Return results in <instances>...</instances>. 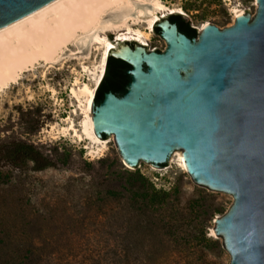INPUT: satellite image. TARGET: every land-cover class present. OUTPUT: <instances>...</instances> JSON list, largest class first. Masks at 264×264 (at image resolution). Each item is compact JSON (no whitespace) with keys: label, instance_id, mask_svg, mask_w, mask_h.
Masks as SVG:
<instances>
[{"label":"rangeland","instance_id":"1","mask_svg":"<svg viewBox=\"0 0 264 264\" xmlns=\"http://www.w3.org/2000/svg\"><path fill=\"white\" fill-rule=\"evenodd\" d=\"M160 2L182 12L176 15L195 29L196 43L203 24L221 31L232 27L234 8L242 10L249 23L258 13L257 0ZM111 12L102 18L100 26L101 34L115 44L114 54L120 55L124 49H139L142 55L167 52L168 43L158 27L159 34L152 30L146 46L134 41L117 42L116 33L108 29L111 18L117 17ZM167 17L166 13L159 24L168 21ZM133 28L146 30L143 24ZM90 36L78 32L53 51L48 62L39 60L0 91V139L32 144L54 163L42 172H32L31 165L23 172H14L23 189L12 198L15 209L12 206L0 220L8 226L13 219L11 210L14 213L21 208L27 213L38 211L41 218L29 228L17 223L16 243L7 240L1 246L3 251L16 249L25 254L37 249V264H231L218 222L232 209L234 199L195 180L178 157L169 169H158L149 162L134 168L123 161L114 137L104 140L105 150L91 154L86 141L74 137L73 132L62 133L71 123L79 127L83 105L75 94L83 101L80 89L85 84L93 87L98 72L102 48ZM179 154L184 157V153ZM123 170L138 171L156 189L171 194L173 204L161 214L171 230L127 228L132 213L127 214L121 201L105 196L107 191L120 189ZM196 205L203 207L199 215L204 213V217L196 216L191 208ZM219 208L223 212L213 214ZM209 217L210 221L205 220ZM195 234H204L207 240L197 241Z\"/></svg>","mask_w":264,"mask_h":264},{"label":"water","instance_id":"2","mask_svg":"<svg viewBox=\"0 0 264 264\" xmlns=\"http://www.w3.org/2000/svg\"><path fill=\"white\" fill-rule=\"evenodd\" d=\"M61 1L0 0V35ZM257 3L252 23L210 26L197 43L166 21L155 25L166 53L127 48L140 54L133 62L111 51L131 66L130 83L93 108L96 135L114 137L131 167L169 169L184 153L195 180L234 199L218 222L231 264H264V0Z\"/></svg>","mask_w":264,"mask_h":264},{"label":"bare ground","instance_id":"3","mask_svg":"<svg viewBox=\"0 0 264 264\" xmlns=\"http://www.w3.org/2000/svg\"><path fill=\"white\" fill-rule=\"evenodd\" d=\"M113 11V12H111ZM114 14L109 31L115 32L117 42H137L146 46L153 27L160 18L168 15L181 14L178 9H168L160 0H62L54 9H45L33 20L18 26L0 35V91L15 83L19 75L33 66L39 60L48 62L53 51L66 45L74 39L77 33L90 36L92 41L100 45L102 54L99 61L98 72L94 79L93 87L83 85L79 94L83 101L76 97L82 104L83 114L79 127L73 123L62 133L73 132L74 137L80 141H86L91 154L102 152L106 148V141H102L96 135V124L92 115V99L99 85L101 74L105 68L106 56L115 49V44L110 43L105 35H102L103 27L100 22L107 13ZM242 10L234 8L232 18L234 23L242 19ZM115 20V21H114ZM143 24L145 32L133 28ZM210 26L206 23L199 28L200 33ZM101 31V32H100ZM100 48V49H101ZM120 56L139 62L140 54L120 51ZM178 159L186 169L183 154H178Z\"/></svg>","mask_w":264,"mask_h":264},{"label":"trees","instance_id":"4","mask_svg":"<svg viewBox=\"0 0 264 264\" xmlns=\"http://www.w3.org/2000/svg\"><path fill=\"white\" fill-rule=\"evenodd\" d=\"M167 19L170 22L178 24L179 29L190 38H195V29L191 28L189 23L180 15H168ZM153 31L159 34L156 26L153 27ZM130 69L131 66L127 62L115 58L110 54L107 56L103 78L95 90L92 101L94 109L102 103L107 93L118 96L126 93L127 86L130 83V75L128 74ZM106 138V136L102 135V139ZM166 164L160 167H165ZM29 165H31L30 170L32 172H42L54 167V163L32 144H28L22 140L0 139V216L7 215V211L13 206L12 198L19 195L23 189L22 183L14 176V172H23ZM4 168H7V170L3 171ZM120 174L122 179L120 189L117 191H107L105 196L106 198L112 197L116 201H121L124 210H127V214L130 215L132 213L130 219L127 221V228L143 231H157L162 228H169L171 230L172 227L164 225V217L161 216L173 204L170 199L171 194L161 189H156L138 171L129 172L123 170ZM14 206L12 208L15 209L16 206ZM19 207L21 208V205ZM191 208L197 217L205 216L204 213L199 215L203 207L199 209V206L196 205L197 209L195 207ZM21 209L14 213L11 210L13 219L8 226H5L4 221L0 220V264H37L38 258H40L36 255L37 249L34 250V248L24 254L22 251L16 249L11 252H5L2 249L3 247H1L6 244L7 240L16 243V241L14 242L16 239L14 232L17 223L20 222L25 228H29L31 224L35 223L36 219L40 220L41 214L38 211L36 213H27ZM222 212L223 209L219 208L213 214H221ZM210 216L212 217V215ZM134 218H137V221ZM0 219L2 218L0 217ZM205 220L210 221V217ZM194 239L197 241L207 240L204 234L202 236L195 234Z\"/></svg>","mask_w":264,"mask_h":264},{"label":"flooded vegetation","instance_id":"5","mask_svg":"<svg viewBox=\"0 0 264 264\" xmlns=\"http://www.w3.org/2000/svg\"><path fill=\"white\" fill-rule=\"evenodd\" d=\"M169 22H170V21H169ZM170 24L175 25L176 28H177V32L180 33V34H182V35H184V36L187 37L188 39H190V40H194V39H196L197 35L195 36V38H190L186 33H184L183 31H181V30L179 29V25H178V24L173 23V22H170ZM199 33H200V31H199ZM196 34H197V33H196ZM143 66H144L143 68H146L145 65H143ZM114 95H115V94H114ZM115 96L118 97V98H121L123 95H122V96L115 95Z\"/></svg>","mask_w":264,"mask_h":264},{"label":"built area","instance_id":"6","mask_svg":"<svg viewBox=\"0 0 264 264\" xmlns=\"http://www.w3.org/2000/svg\"><path fill=\"white\" fill-rule=\"evenodd\" d=\"M105 69V68H104ZM104 69H103V72H102V74H101V77L103 76V74H104ZM101 79V78H100Z\"/></svg>","mask_w":264,"mask_h":264}]
</instances>
